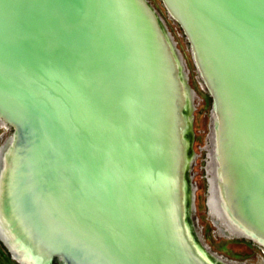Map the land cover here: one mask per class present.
<instances>
[{"label": "water", "instance_id": "water-1", "mask_svg": "<svg viewBox=\"0 0 264 264\" xmlns=\"http://www.w3.org/2000/svg\"><path fill=\"white\" fill-rule=\"evenodd\" d=\"M162 2L212 97L209 164L221 137L224 183L210 171L208 207L228 201L236 235L264 244L249 230L264 235V0ZM193 93L148 0H0V118L13 129L0 169L13 147L8 182L25 215L9 195L3 209L29 258L228 264L188 220Z\"/></svg>", "mask_w": 264, "mask_h": 264}, {"label": "rangeland", "instance_id": "rangeland-1", "mask_svg": "<svg viewBox=\"0 0 264 264\" xmlns=\"http://www.w3.org/2000/svg\"><path fill=\"white\" fill-rule=\"evenodd\" d=\"M163 18L172 34L176 47L180 50L185 63L187 83L193 89L191 128L186 136L189 140L188 154L193 155L186 171L187 190L194 189V208H189L188 220L193 230L200 236L207 248L226 259L229 264H264V249L250 239L235 235L207 206L209 173L208 134L210 131V111L212 97L194 63L190 43L179 23L167 12L162 0H148ZM184 112L187 109H183ZM12 127L0 124V148L7 143ZM209 169V166H208ZM216 203V202H215ZM0 264H20L0 242ZM51 264H59L51 262Z\"/></svg>", "mask_w": 264, "mask_h": 264}, {"label": "bare ground", "instance_id": "bare-ground-1", "mask_svg": "<svg viewBox=\"0 0 264 264\" xmlns=\"http://www.w3.org/2000/svg\"><path fill=\"white\" fill-rule=\"evenodd\" d=\"M169 113L168 114H165V118H169L170 115ZM0 124L1 125H5L4 121L0 118ZM221 139V137H220ZM220 139H219V135H215L214 137V146H215V152L213 153L214 155V161L213 162H210L209 164V169L208 171H212L214 174L216 173L217 175V180L218 182L221 184L224 183L223 181V171H222V167H223V163H222V156L220 155V152H219V142H220ZM12 154H13V147H11L8 151H7V154L5 155V158H4V164L2 166V168L0 169V232L1 234L6 238V240L11 244L13 245L14 247H19V248H25L24 250H22L20 253H21V256L23 257H30V254H29V246L27 247L25 245V242L23 240V237L21 236L22 234H20L16 228H17V224H19L18 222H16V219L14 221L13 219V216L10 212L8 211H5V209H3L4 207V202H5V199L8 197L9 195V201L11 200L12 203L14 201V199L16 200L14 202V205H17L15 206L16 210H15V213H19V214H23L25 215V211L23 209V205H21V200H22V196H20V194L18 196H11L12 195V191H18L19 190V186L17 185L15 187V190H14V186L15 185L12 183L10 184L11 182H8V179H9V176L10 174L7 173L9 172V170H14V173H15V169L16 167L14 166V168H12ZM2 154L0 152V158H1ZM218 157V160H217V157ZM10 180V179H9ZM213 180V177L211 176L210 177V183L212 182V188L214 187V181ZM222 188V186H220ZM224 191V188H222V192ZM11 193V194H10ZM213 193V192H212ZM216 202V203H215ZM10 211V210H9ZM233 211V212H232ZM235 209H232V207L228 204V201L227 203H223L219 198H212V201H210V208H209V212L210 214H215V216L221 220H223V223L234 233L236 234L238 231H243L241 230L242 227H244V224L242 225L241 224V228H240V224L238 222H235V221H232V219L230 218L229 215L231 214H235ZM231 213V214H230ZM249 230H250V233L253 234L254 237L260 239L263 243H264V235H262V233H260L262 236L258 237V236H255V234H259L253 227H249ZM14 241V242H13ZM33 261L32 264H37L35 259L33 258H29ZM30 260V261H31ZM31 261V262H32Z\"/></svg>", "mask_w": 264, "mask_h": 264}, {"label": "flooded vegetation", "instance_id": "flooded-vegetation-1", "mask_svg": "<svg viewBox=\"0 0 264 264\" xmlns=\"http://www.w3.org/2000/svg\"><path fill=\"white\" fill-rule=\"evenodd\" d=\"M2 147H3V145H2ZM2 147L0 148V151H1V149H2ZM208 155V154H207ZM194 157V156H193ZM208 158H209V156H208ZM208 166H209V160H208V163H207V172L209 173V176H208V178H207V181H208V196H209V193H210V191H209V189H210V187H209V177H210V175H211V172H209L208 171ZM194 189H195V186H193L192 187V195H191V198H190V204H192V208H194ZM208 196H207V198H208ZM206 202H207V199H206ZM207 206H208V204H207ZM209 208V207H208ZM236 235V234H235ZM238 236V235H237ZM243 237V236H242ZM244 238H246V237H244ZM247 239H250V238H247ZM252 242H254V243H256L258 246H260L262 249H264V244H261V243H259V242H257V241H255V240H253V239H250ZM1 242V241H0ZM2 243V242H1ZM222 258V257H221ZM222 260H225V262L226 263H228L227 262V260L226 259H224V258H222ZM58 262L59 263V261L58 260H56V259H53L52 260V262ZM51 264V263H50ZM60 264V263H59ZM229 264V263H228Z\"/></svg>", "mask_w": 264, "mask_h": 264}]
</instances>
